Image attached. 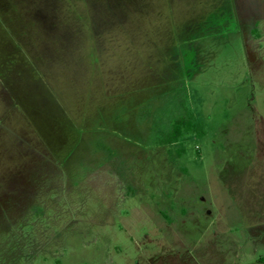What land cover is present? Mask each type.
I'll use <instances>...</instances> for the list:
<instances>
[{"label":"rangeland","instance_id":"rangeland-1","mask_svg":"<svg viewBox=\"0 0 264 264\" xmlns=\"http://www.w3.org/2000/svg\"><path fill=\"white\" fill-rule=\"evenodd\" d=\"M261 257L264 0H0V264Z\"/></svg>","mask_w":264,"mask_h":264},{"label":"trees","instance_id":"trees-1","mask_svg":"<svg viewBox=\"0 0 264 264\" xmlns=\"http://www.w3.org/2000/svg\"><path fill=\"white\" fill-rule=\"evenodd\" d=\"M193 114L186 107L181 106L180 112L174 115L169 123L168 129L160 134L159 142L161 144L174 143L193 128ZM264 263V257L259 258Z\"/></svg>","mask_w":264,"mask_h":264},{"label":"flooded vegetation","instance_id":"flooded-vegetation-1","mask_svg":"<svg viewBox=\"0 0 264 264\" xmlns=\"http://www.w3.org/2000/svg\"><path fill=\"white\" fill-rule=\"evenodd\" d=\"M218 24H220V23H218Z\"/></svg>","mask_w":264,"mask_h":264}]
</instances>
